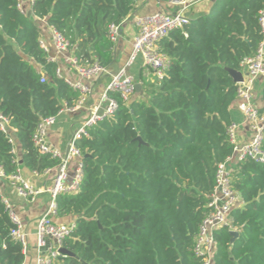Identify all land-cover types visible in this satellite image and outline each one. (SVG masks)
<instances>
[{
    "label": "trees",
    "instance_id": "16d2710c",
    "mask_svg": "<svg viewBox=\"0 0 264 264\" xmlns=\"http://www.w3.org/2000/svg\"><path fill=\"white\" fill-rule=\"evenodd\" d=\"M138 1L34 0L32 12L68 39L79 61L109 70L115 45L108 28ZM20 3L0 0V114L11 127L9 135L0 130V164L7 174L21 167L40 175L60 161L35 147L37 126L72 108L80 93L57 74ZM263 10L264 0H215L207 15L159 42L170 65L145 97L126 103L113 95L114 116L76 143L83 156L78 192L57 197L58 217L73 216L76 227L63 244L74 256L56 264H200L196 236L219 166L234 151L228 131L238 84L230 71L241 72L257 53ZM262 100L264 112V90ZM233 180L243 202L231 213L239 237L227 228L215 233L214 264H264V164L236 162ZM13 228L0 195V264L25 261Z\"/></svg>",
    "mask_w": 264,
    "mask_h": 264
},
{
    "label": "built area",
    "instance_id": "2783aa9c",
    "mask_svg": "<svg viewBox=\"0 0 264 264\" xmlns=\"http://www.w3.org/2000/svg\"><path fill=\"white\" fill-rule=\"evenodd\" d=\"M209 0H172L168 3L175 8L172 13H156L139 17L136 20L138 27V36L133 44L131 58L127 65L120 68L114 75L103 93L100 102L92 109L89 117L84 121L78 131L75 133L69 147L68 156L51 146L47 140L48 130L56 123L57 116L43 119L37 126L33 141L35 147L43 155H51L53 158L60 161L59 171L55 178L54 185L51 188L36 189L33 184L27 179L23 168L7 174L0 164V180L7 181L15 188L17 194L29 203H34L41 194L50 196L49 206L41 217L37 228L38 256L36 264H56V262L65 258L61 253L64 242L70 238L76 225L72 223L59 224L56 222L58 218L57 197L62 194H75L79 190L82 180V159L83 156L78 149L76 143L79 139L89 137V131L97 126L105 119L114 116L118 109V103L113 95L118 94L124 102H129L136 93V85L138 84L135 78L129 73L128 67L138 58L142 57L146 68L150 69L155 77V81H161L167 69L169 68V58L161 52L158 44L161 40L169 36L174 30L182 29L189 24V12L197 5ZM34 0H31V5ZM19 9L25 13L22 4ZM259 24L263 35L257 53L246 59L242 67L243 82L238 83V99L245 101L244 118L251 133L250 140L245 143L238 141V126L233 123L229 127V141L234 147L233 155L219 166L216 176V184L209 195L210 210L207 217L204 219L199 233L196 236L193 252L200 259V264H214V258L217 252V241L215 233L223 228H227L230 233L238 232L237 228L232 224L231 213L235 209H240L243 202L240 194L235 189L233 180V169L229 167V163L233 160L241 162L244 160H252L257 164H264V112L253 104V93L256 81L259 78H264V10L259 14ZM109 38L116 45L121 37V24L110 25ZM50 39L54 47L60 53L72 52V56L68 59L77 75V80L74 82L66 81L71 87L80 93L79 100L72 108H67L68 111H76L80 109L87 100L90 93L86 83L95 80L109 72L98 62L91 64L82 63L74 55L70 49L68 39L57 31L54 27L49 26ZM41 47L49 53V48L46 42L40 39ZM56 63L55 58L49 59ZM57 74L61 77V70L58 68ZM43 76L42 81H45ZM61 113V112H60ZM0 130L9 135L11 130L9 120L0 114ZM10 143L15 144L10 138ZM13 153L17 155L16 149ZM74 159H79L80 162L76 169V175L71 185L67 184L69 179L68 168ZM19 160L17 159L16 162ZM36 174V173H35ZM6 209L14 228L11 231V238L22 246V252L26 257L29 249V234L23 229L20 216L15 212L13 206L6 199H3Z\"/></svg>",
    "mask_w": 264,
    "mask_h": 264
},
{
    "label": "crops",
    "instance_id": "0c3cea01",
    "mask_svg": "<svg viewBox=\"0 0 264 264\" xmlns=\"http://www.w3.org/2000/svg\"><path fill=\"white\" fill-rule=\"evenodd\" d=\"M215 0H209L197 5L189 12L191 20H195L207 15L214 5ZM21 4L25 13L28 15L32 13L30 18L36 23L41 31V38L46 42L49 48V59L55 58L56 63L61 70V77L66 81L74 82L77 80V75L73 66L67 62L73 55L72 52L60 53L53 45L50 39L49 25L45 20L37 18L33 15L31 0H21ZM175 8L169 3H163L160 0H139L130 16L121 24V37L119 42L115 45L114 63L109 69V72L103 76L96 78L93 81L87 82L86 85L90 89L86 102L83 106L72 112L65 107L56 118V123L48 130L47 140L51 146L59 150L62 155L66 156L67 149L78 129L89 117L92 109L100 102L103 93L109 85L112 75H114L120 68L128 64L133 50V44L138 36V27L136 20L139 17L156 14V13H172ZM129 73L135 78L138 84H141V91L135 93L132 97L140 99L141 95L146 96L147 89L155 80L152 79L153 73L146 68L142 57H138L130 67ZM264 90V78H259L256 81L253 93V104L259 109L263 105L262 92ZM245 101L238 99L231 108V115L233 123L238 126V141L243 144L250 140L251 133L244 118ZM20 157L19 148L16 150ZM18 157V158H19ZM80 160L74 159L68 168L69 179L68 185H71L76 175V169ZM237 160L231 161L229 167L234 169ZM27 179L33 184L36 189L51 188L54 185L55 178L59 171V166L45 172L44 174L30 173L23 169ZM0 195L6 199L13 206L15 212L20 216L23 229L29 234V249L23 264H36L38 256V242H37V228L41 217L46 212L50 196L48 194H41L34 203H29L21 198L15 188H13L7 181L0 180ZM56 222L59 224L70 225L75 222L73 216L64 218L58 217Z\"/></svg>",
    "mask_w": 264,
    "mask_h": 264
},
{
    "label": "water",
    "instance_id": "95a60500",
    "mask_svg": "<svg viewBox=\"0 0 264 264\" xmlns=\"http://www.w3.org/2000/svg\"><path fill=\"white\" fill-rule=\"evenodd\" d=\"M31 14H32V13L30 12V13L28 14V17H30ZM230 74H231V76H232V78H233V80H234L235 83L238 84V83L243 82V75H242L241 72H238V71H230ZM136 91H137V92H140V91H141V84H137V85H136ZM138 140H139L141 143H143L142 140H141L140 138H139ZM69 151H70V147H68V149H67L66 156H68ZM231 234H232V236H233L234 239H236V238L239 237V233H238V232H233V233H231ZM234 239H233L232 242H234ZM61 253H62L64 256H66V257H73V256H74L70 251H68V250L65 249V248H63V249L61 250Z\"/></svg>",
    "mask_w": 264,
    "mask_h": 264
},
{
    "label": "rangeland",
    "instance_id": "374dc122",
    "mask_svg": "<svg viewBox=\"0 0 264 264\" xmlns=\"http://www.w3.org/2000/svg\"><path fill=\"white\" fill-rule=\"evenodd\" d=\"M152 79H153V80H155V77H154V75H153Z\"/></svg>",
    "mask_w": 264,
    "mask_h": 264
}]
</instances>
